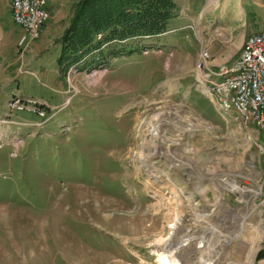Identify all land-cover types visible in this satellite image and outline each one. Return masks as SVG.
<instances>
[{
	"label": "rangeland",
	"instance_id": "rangeland-1",
	"mask_svg": "<svg viewBox=\"0 0 264 264\" xmlns=\"http://www.w3.org/2000/svg\"><path fill=\"white\" fill-rule=\"evenodd\" d=\"M10 1L0 0V47L11 58L22 29ZM46 1L34 42L45 43L42 60L27 64L34 44L23 50L19 37L22 76L0 79V264H264L263 179H253L256 208L238 220L224 210L199 222L192 208L233 205L214 182L243 171L249 154L246 136L228 135L193 89L200 51L209 63L235 58L264 30V0H172L164 33H99L78 53L63 38L83 0ZM215 126L220 155L210 151Z\"/></svg>",
	"mask_w": 264,
	"mask_h": 264
},
{
	"label": "built area",
	"instance_id": "built-area-1",
	"mask_svg": "<svg viewBox=\"0 0 264 264\" xmlns=\"http://www.w3.org/2000/svg\"><path fill=\"white\" fill-rule=\"evenodd\" d=\"M10 10L13 22L22 29L19 47L23 50L30 48L39 40L42 27L50 17L47 1L11 0ZM209 59L207 49H202L193 89L213 106L220 122L227 128L228 135L240 133L246 136L249 143L246 144L245 152L249 154L245 159L246 168L245 165L241 166L243 171L239 169L236 172L228 171L230 174H218L219 178L214 182V194L218 197L234 196L233 205L223 208L213 204L205 206L199 203V199L192 208L197 211L199 222L212 218L215 213L217 216L224 210L233 213L232 219L238 220L246 210L250 213L249 210L257 206L254 201L262 187L258 186L259 192L254 190L253 179L259 177L264 183V143L260 141V135L264 136V30L245 38L230 66L215 69L208 62ZM220 130L219 126L213 127L214 142L218 145L210 148L212 153L215 151L219 155V144L222 143ZM253 147L258 152L256 156L252 152ZM188 195L192 196V193ZM187 206L190 208L189 203Z\"/></svg>",
	"mask_w": 264,
	"mask_h": 264
},
{
	"label": "trees",
	"instance_id": "trees-1",
	"mask_svg": "<svg viewBox=\"0 0 264 264\" xmlns=\"http://www.w3.org/2000/svg\"><path fill=\"white\" fill-rule=\"evenodd\" d=\"M172 4V0H83L63 38L66 49L78 53L92 46L99 33L105 40L164 33Z\"/></svg>",
	"mask_w": 264,
	"mask_h": 264
},
{
	"label": "crops",
	"instance_id": "crops-1",
	"mask_svg": "<svg viewBox=\"0 0 264 264\" xmlns=\"http://www.w3.org/2000/svg\"><path fill=\"white\" fill-rule=\"evenodd\" d=\"M8 6L10 8L9 4H8ZM225 8H226V6H225ZM50 30H51V27L50 28L47 27V28H45L42 31V33H44V34L47 33L48 36H49L50 35ZM21 35H22V31H20L18 33V37L13 38L11 40V47L13 46L12 48H14V50H13L14 52H13V54H11V55H13V57L11 56V58H10V52H8V48L6 49L5 47H0V79H19L22 76V75H20L18 70L16 72L15 68H17L16 67L17 58L14 57V55L16 54L17 41H18V39H19V37ZM248 36H246V37H248ZM246 37L243 38V41L245 40ZM243 41L241 42V45H242ZM241 45H240V47H241ZM44 47H45V43L44 42L43 43L34 44L33 45V49L31 50V52H29V55H28V57H31V60L29 58L27 64H31L32 62L36 63L38 61H41L42 60L41 53L44 50ZM240 47H239V49H240ZM207 51H208V49H207ZM39 52H41V53H39ZM208 53H209V51H208ZM237 55H238V53H237ZM56 58L59 59V55L58 54L56 55ZM235 58L225 59V60L221 61V63H210V64L215 69H217V68H219L221 66H227V65L230 66L233 63ZM263 247H264V245H263ZM262 261H264V260H260V261H257V262H262Z\"/></svg>",
	"mask_w": 264,
	"mask_h": 264
},
{
	"label": "bare ground",
	"instance_id": "bare-ground-1",
	"mask_svg": "<svg viewBox=\"0 0 264 264\" xmlns=\"http://www.w3.org/2000/svg\"><path fill=\"white\" fill-rule=\"evenodd\" d=\"M211 3V0H208V4H210ZM141 126V125H140ZM139 126V127H140ZM232 171V170H231ZM230 174V173H229ZM219 178V177H218ZM195 179V178H194ZM216 180H217V178H216ZM216 182V181H215ZM173 223V222H172ZM177 223H178V221L177 220H175L174 221V224L172 225V228L173 229H176L177 228ZM171 228V227H170ZM184 243H181L179 246L178 245H173L174 246V249H173V251L174 252H177L179 249H181L182 247L184 248V247H186L187 246V244L189 243V241L188 240H184L183 241ZM171 244L170 245H168V247H169V249H170V247L172 248L173 247ZM198 248H202V245L201 244H199V247ZM170 257V256H169ZM168 256H166V257H162V256H157V263L158 264H179V262L178 261H176L175 259H172V258H169Z\"/></svg>",
	"mask_w": 264,
	"mask_h": 264
},
{
	"label": "water",
	"instance_id": "water-1",
	"mask_svg": "<svg viewBox=\"0 0 264 264\" xmlns=\"http://www.w3.org/2000/svg\"><path fill=\"white\" fill-rule=\"evenodd\" d=\"M263 244H264V239H263ZM256 261L264 260V248L259 250L256 254Z\"/></svg>",
	"mask_w": 264,
	"mask_h": 264
}]
</instances>
